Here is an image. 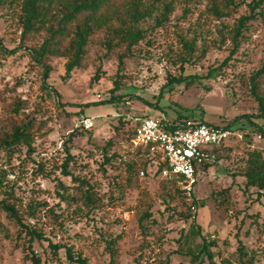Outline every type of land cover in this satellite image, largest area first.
<instances>
[{"label": "rangeland", "instance_id": "374dc122", "mask_svg": "<svg viewBox=\"0 0 264 264\" xmlns=\"http://www.w3.org/2000/svg\"><path fill=\"white\" fill-rule=\"evenodd\" d=\"M8 1H0V96L22 97L42 127L34 150H0V264H31L28 245L41 264H66L65 247L54 256L48 241L89 264H110L106 241L114 242L113 264H194L191 253L203 238L232 263L239 239L253 251V264H264V193L247 188L243 176L247 150L264 156V137L256 133L264 128L256 118L257 97L264 96V74H256L264 56V0L218 4L219 16L212 0H156L130 55L120 58L121 50L97 33L86 69L66 74L65 61L54 59L46 79L17 46L19 6ZM162 115L220 126L242 117L232 128L247 134L218 151L188 196L156 172L157 158L145 163L127 146L136 118ZM108 140L120 157L114 167L102 158ZM1 201L46 240H30Z\"/></svg>", "mask_w": 264, "mask_h": 264}, {"label": "trees", "instance_id": "16d2710c", "mask_svg": "<svg viewBox=\"0 0 264 264\" xmlns=\"http://www.w3.org/2000/svg\"><path fill=\"white\" fill-rule=\"evenodd\" d=\"M154 1L156 0H9L8 3L19 6L20 31L17 46L28 51L34 64L43 67V78L46 79L51 71V61L54 59L65 61L66 74L76 69H86L88 67L87 46L97 33H103V42L107 47L121 50L120 58L130 55L133 47L144 38L145 30L140 24L151 15V7L154 6ZM232 3L233 0H212L210 8L219 16L218 4L229 6ZM257 3L255 2L251 6L253 10ZM239 21L240 24L235 32L237 35L240 34L244 17H240ZM256 74H264V56L262 66ZM57 96H59L58 93ZM257 99L259 113L256 118L264 120V96H258ZM27 108V102L20 96H0V150L13 152L24 147L27 152H30L35 149L33 143L40 133L42 123L26 111ZM243 117L249 119L245 115ZM239 118L242 117L234 118L225 126L231 129ZM181 119L189 118L185 116L173 118V120ZM133 128L134 126L127 133V142L132 136ZM233 129L244 130L240 126ZM256 133L264 137V128L259 126ZM225 147L226 145H220L214 148L215 161L218 158V151L225 149ZM102 153L103 162L109 167H114L113 161L115 163V160L120 158L111 140H108L102 147ZM141 156H143L145 163L150 162L151 159L148 154ZM214 162L204 163L202 170L204 171ZM119 164L124 165L127 170L131 168L128 162L120 161ZM162 166L163 164L159 165L156 172L160 173ZM243 168L246 187L256 189L258 195L260 192L264 193V156L262 149L251 148L247 150ZM79 180L81 183L87 182L84 179ZM170 182L176 183L175 181ZM176 185L178 191L184 192L180 184L176 183ZM1 202L4 210L16 218L24 227L30 240L46 238L42 233L27 228L19 220L11 204H7L5 201ZM194 204L195 201L192 200L191 206L193 207ZM200 205L203 206V202ZM191 230L200 234V228L194 224L191 226ZM212 244L203 238L198 244L197 252L191 253V258L196 260L193 262L194 264L203 262V259L200 258L202 255L207 257L209 264H253L254 262L253 251L242 244L239 239L233 253V263L230 259L221 258L218 251H212ZM48 246L54 256H57L59 250L65 247L66 264H89L85 257L74 255L67 246L50 241H48ZM28 247L31 252L29 257L31 264H41L40 258L34 253L31 246L28 245ZM106 248L110 256L109 262L113 264L115 257L114 242L106 241Z\"/></svg>", "mask_w": 264, "mask_h": 264}, {"label": "built area", "instance_id": "2783aa9c", "mask_svg": "<svg viewBox=\"0 0 264 264\" xmlns=\"http://www.w3.org/2000/svg\"><path fill=\"white\" fill-rule=\"evenodd\" d=\"M245 134L244 130L207 124L199 119L173 120L166 115L138 117L127 146L133 154L157 158L159 165L163 164L160 175L180 184L190 196L204 163L215 161L214 148L232 140L240 141ZM261 138L257 134V139Z\"/></svg>", "mask_w": 264, "mask_h": 264}]
</instances>
